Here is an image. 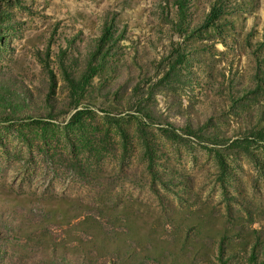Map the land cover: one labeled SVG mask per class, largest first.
<instances>
[{
    "label": "rangeland",
    "instance_id": "obj_1",
    "mask_svg": "<svg viewBox=\"0 0 264 264\" xmlns=\"http://www.w3.org/2000/svg\"><path fill=\"white\" fill-rule=\"evenodd\" d=\"M0 264H264V0H0Z\"/></svg>",
    "mask_w": 264,
    "mask_h": 264
},
{
    "label": "trees",
    "instance_id": "obj_2",
    "mask_svg": "<svg viewBox=\"0 0 264 264\" xmlns=\"http://www.w3.org/2000/svg\"><path fill=\"white\" fill-rule=\"evenodd\" d=\"M14 118L15 117L5 116L1 119V121L10 123L16 119V118L15 119ZM18 118H19V120H32V121H34V120L38 119L39 117L37 114H35V112H32V111L28 112L27 111L21 117H18Z\"/></svg>",
    "mask_w": 264,
    "mask_h": 264
}]
</instances>
